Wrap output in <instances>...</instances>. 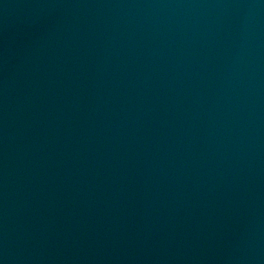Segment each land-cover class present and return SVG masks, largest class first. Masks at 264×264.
I'll use <instances>...</instances> for the list:
<instances>
[{
	"label": "water",
	"instance_id": "obj_1",
	"mask_svg": "<svg viewBox=\"0 0 264 264\" xmlns=\"http://www.w3.org/2000/svg\"><path fill=\"white\" fill-rule=\"evenodd\" d=\"M0 264H264V0H0Z\"/></svg>",
	"mask_w": 264,
	"mask_h": 264
}]
</instances>
